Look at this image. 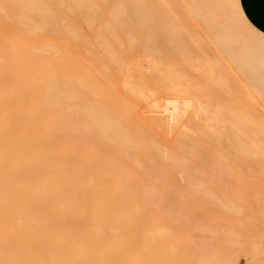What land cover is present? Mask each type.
<instances>
[{
  "label": "bare ground",
  "instance_id": "6f19581e",
  "mask_svg": "<svg viewBox=\"0 0 264 264\" xmlns=\"http://www.w3.org/2000/svg\"><path fill=\"white\" fill-rule=\"evenodd\" d=\"M55 1L62 0H0V30H13L10 36L0 31V264H233L232 254L239 250L233 223L227 226L230 231L214 230L216 222L210 226L208 220L203 224L192 217L200 209L240 215V204L222 200L212 190L217 183L211 182L213 176L224 180L229 165L230 174L264 172V115L257 108L241 111L219 98L229 85L223 77L231 73L221 65V55L245 78L253 95H262L264 37L223 30L228 22L215 25V52L222 54L211 58L200 52L204 57L192 59L187 53L188 63L183 61L191 63V72L200 71L204 81L198 84L189 77L194 74L183 73V65H161L155 60L160 52L152 47L148 52L156 58L144 54L132 68L104 47L113 64L102 67L103 95L94 99L88 97L90 89L80 74L52 80L50 51L26 40L49 26V3ZM237 10L234 20L242 21L241 9L232 7L231 14ZM194 13L197 20L204 18L200 10ZM212 59L213 65L207 63ZM216 65L225 73H215ZM235 73L230 75L237 77ZM237 79L233 83L241 87ZM43 83L44 90L35 94L36 85ZM211 84L221 88L220 94L212 90L219 97H208ZM158 95L159 101L152 100ZM44 108L45 122L36 123ZM37 124L48 133L36 137ZM51 133L58 135L57 141L79 134L103 148L65 142L55 146ZM66 155L67 160L52 159Z\"/></svg>",
  "mask_w": 264,
  "mask_h": 264
},
{
  "label": "rangeland",
  "instance_id": "374dc122",
  "mask_svg": "<svg viewBox=\"0 0 264 264\" xmlns=\"http://www.w3.org/2000/svg\"><path fill=\"white\" fill-rule=\"evenodd\" d=\"M62 1H58V2L55 1L52 2V4L49 3V5H52L53 7L52 13L50 14L49 26L47 28L44 27L45 31L42 33H39L35 36H27L26 40L31 46H33L36 49H43L44 51H50L48 55L49 57L48 60L50 62L49 63L50 77L52 78V80L54 79L56 81L57 80L61 81L63 80L62 78L65 77L69 78L71 77L70 75L73 74L76 75L75 77H77V75L78 76L81 75L85 88L88 87L90 89V93H87L88 97L94 99H97V97H102L103 95L102 92H100L99 90L101 88V83L103 82L102 67L111 66L113 64V60L111 61V59H113L112 58L113 56L110 54L108 55V57L105 56L107 54L106 53L104 54L103 52L104 47L106 48L109 47L110 52L111 50H113L115 56L120 57L121 62H124L125 64L127 62L128 65L130 64L131 68H132L131 65L135 63L134 60H136V62H139L137 61V58L138 60L139 57L141 59H144V56H142L144 54L145 55H147V53L149 55L151 54L150 56L152 57L153 55H155L156 58V54H152L149 52L151 50L153 51V49L154 50L157 49L160 53H157L158 55L155 60L158 59L160 61L159 62L160 64L163 62L161 65H164V63L166 62L167 65H170V63H172L173 65V63H175L177 66L179 65V68H181V66L183 65L182 66V69H184L183 73L187 71L188 74L191 73L194 74V75H190L189 77L195 79V81H197L198 84V82L202 83L204 81L203 80L204 78L201 76V73H199L200 71L191 72L189 67L191 63L183 64L185 63L183 61L184 59H186L185 61H187L188 54H189V58H192L191 56H193L192 59H194V57L197 56L199 57V55L201 57L209 55L211 58L213 56L215 58L216 55H218V53L220 55L222 54L220 53V51L215 52V50L218 49V47L216 48V44L213 42L212 39L214 31L217 30L215 25L221 26L223 23L227 24L228 22L227 24L228 27H226L225 25L226 29L221 28V30L223 29V30H230L235 32L236 29H238V31L240 29V31L242 30L244 34L246 33L250 34L251 37L253 36L252 34H257L264 37V26L259 25L258 28L257 25L254 24L247 17L245 8L241 3L243 0H238L240 8L238 6L237 0H232L230 3V4L233 3L232 5L228 3V1L230 0H227V2H225L226 0L225 1L198 0L197 2H195V0H170V1L166 0L167 2L165 0H78L73 2L72 1L62 2ZM227 5H229L230 7H227ZM58 6L60 7L62 6L63 8H60ZM66 6L69 8H66ZM215 6L217 9L214 8ZM217 6L221 8V10ZM249 6L251 8L252 13L256 12L262 14L264 18V0L252 1L251 3H249ZM210 7H212L215 12H213V9H211L212 10L211 12L209 10ZM232 7H237V9H241L242 12L241 16H243L245 19L240 16L242 21L240 20V18H238L239 20L236 19L237 20L236 22L234 19L236 18V15H239L240 12H238L237 10L238 13L234 12L235 14L232 15L231 14ZM228 8L230 12H228ZM197 10L201 11L200 16L202 17L204 16L203 18L204 20L206 17L209 20L206 18L207 20L204 21V23L202 22L203 21L202 18H201L202 20L201 19L197 20L199 18V15L196 16L197 13L196 14L194 13L195 11L197 12ZM177 19H179L180 22ZM210 19H212V21ZM243 20H245L244 22L246 21L248 22L246 25L244 24V26L242 25L244 23ZM36 22H40V20H36ZM237 23L239 24V26L237 25ZM191 27L194 28L190 29ZM0 31L6 36L13 35V30L10 28H1ZM167 32H169L170 34H168ZM111 37L113 39H111ZM119 38L121 40H118ZM242 39L243 38L241 37L239 41ZM105 44L106 46H104ZM151 47L152 49L149 51ZM204 49L206 51H204ZM200 52H204L202 54L204 56H202ZM219 57L223 59L222 61L221 59L219 60L221 62V65L224 67L225 64L226 66L225 68L226 69L228 68L229 70V71L226 70V72L227 73L231 72L233 75V73L236 72L235 71L236 69L233 68L231 64L228 62V60L225 59L222 55ZM192 59H190V61ZM213 61H215V59L214 60L212 59V61L207 63L213 65L214 64ZM191 62L196 64L194 61ZM186 63H188V61ZM207 63L203 62L201 64H205L204 66L206 65L208 66ZM175 64L174 67H176ZM221 65L220 67L216 65L213 69L214 72L216 71L218 73L221 71L219 69H224L223 67H221ZM192 66L194 65L192 64ZM179 68L177 67L178 70ZM224 70H222L221 72L225 73ZM140 71L142 72V70ZM179 71H181V69ZM110 73H108L109 80L113 81V83H117V81L113 80L115 78L112 79L114 75ZM64 74L65 77H63ZM132 74L139 76L137 75L138 73L133 72ZM230 74L228 75L225 74L227 76L223 74L224 75L223 78H226L224 80L228 81L229 84L228 87L225 85V90L224 88L221 89L219 87H218L219 89L215 88L216 89L215 90L214 84H211L210 85L211 87L209 88L210 94L207 93L208 97L209 96L211 97L215 92L217 93V91L221 89L223 91H226V93L222 91L223 93L222 94L220 91H218V94L220 93L221 94L220 97L218 95L217 96L222 99L226 98L227 102L221 99L219 100L217 98L218 102L222 104L226 102L228 105L232 104L234 106L239 107L241 111L243 110L244 112H248V113L255 112V108H257L256 111L258 110L257 112L263 116L264 89H262L263 91L262 95L260 97H257L253 95L251 90H249V88L246 86V84L244 83L245 78L243 76L241 77L240 74L235 73L237 75V77L235 76L236 77L235 78ZM43 76L45 79L46 78L45 71L43 72ZM144 76L146 78V75ZM75 77L73 76V78ZM147 78H149V76H147ZM223 78L220 79L222 80ZM234 78L235 80L238 78L237 80L241 81V82L239 81V84L242 83L241 87H239L238 84L233 83ZM211 79L213 80L216 79L217 81V77L214 78L212 76ZM197 86L200 87V85ZM40 88L44 90V83L41 87L39 85H36L35 94H37L36 90L40 91ZM200 88L205 89L204 86ZM212 90H214L215 92H213ZM84 94L86 95L85 91ZM224 94L227 95L224 96ZM161 95H158L156 99L153 98L152 100L159 101L160 99L158 98ZM243 96L246 99H248V101ZM212 97H215V94ZM233 97L234 100L232 99ZM250 102L251 104H249ZM253 105H255L254 108H251V106L253 107ZM59 109H60L59 106L55 107V110H59ZM122 110L125 111L124 109ZM141 110L142 108H140V111ZM46 115H47V111L46 108H44L42 114L39 113L36 114L35 122L36 123H39L40 121L45 122ZM261 115L259 116L262 117ZM55 118L61 120L63 117L61 115H56ZM47 133L48 130L46 127L44 126L41 127L40 124L36 125V133H35L36 137H39L41 134L46 135ZM51 135L54 136V138L52 139V144L55 146L59 144H63L64 142L69 145L85 143L84 145H92L94 149L96 147V149L98 150V148L101 145L100 142L92 139H87L86 141H84L81 139L82 136H80L79 134L71 135L70 140L67 141H62V140L57 141L55 139H58V135L53 133H51ZM102 146L103 145H101V147ZM100 156L102 157V155ZM52 159L67 160L68 157L67 155L66 157L56 156V157H52ZM65 166L66 164L64 165V167ZM230 166L232 165H229V169L232 170L233 166L232 167ZM228 171L226 170L225 172L227 177L226 176H225L226 178L223 177L224 180H221V177L220 180L218 178L215 179V177L213 176L215 181L213 180L211 182H217V183L216 185L214 183V186H212V190L216 191L217 194L220 192L219 194L222 200L224 199H227L226 201L233 200L236 201L238 204H240V207L242 209L240 211L241 212L240 215L238 214L233 218L230 217L229 215L220 216L216 211L208 212L204 209H200L198 213L195 214H193V212L192 213L190 212L188 217L189 218L192 217L191 215L193 214L194 216H197L195 218L194 216L192 217L193 221L201 220L199 222L203 224L204 223L206 224V222L209 221L207 225H210L211 223H212L211 225H213L216 222V224L213 225V227L218 225V227L217 226L216 227L219 229L214 227V230L215 229L220 230V228H222L223 230L230 231V229L233 228L231 232L234 234L236 233L238 235V236L235 235V238L239 237V239L237 240L239 242V246H238L239 250L236 253L232 254L233 264H264V256H263L264 254V219L263 218L264 217L263 215L260 217L261 215L260 211H262V213L264 214V181H263L264 172L260 173L261 172L260 171L259 173L257 172V174L254 175H252L253 173L252 174L250 173V175H252L250 176L249 174L245 175L246 172L244 174L243 173L230 174L232 171L230 173ZM229 174L234 175V177H231ZM250 177H252V179ZM218 181L220 183H218ZM229 184L231 186V189L228 186ZM237 189H241L242 191L241 190L237 191ZM230 193H232L231 196ZM237 194L239 196H237ZM232 195L234 196L232 197ZM232 206L234 207L235 205ZM203 217H207L208 219H205ZM229 222H232L233 225L231 226L230 229H227L230 227ZM250 227H253V229ZM254 227H256V229ZM241 230H243V232ZM212 245H214V243ZM261 252L263 253L261 254ZM258 253H260V255Z\"/></svg>",
  "mask_w": 264,
  "mask_h": 264
},
{
  "label": "crops",
  "instance_id": "0c3cea01",
  "mask_svg": "<svg viewBox=\"0 0 264 264\" xmlns=\"http://www.w3.org/2000/svg\"><path fill=\"white\" fill-rule=\"evenodd\" d=\"M252 1H262V0H243L241 3L245 8L247 17L254 23L257 25V27L259 25H263L264 26V18L262 16V14L259 13H252L251 8L249 6V3H251ZM259 28V27H258Z\"/></svg>",
  "mask_w": 264,
  "mask_h": 264
}]
</instances>
